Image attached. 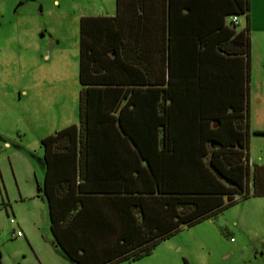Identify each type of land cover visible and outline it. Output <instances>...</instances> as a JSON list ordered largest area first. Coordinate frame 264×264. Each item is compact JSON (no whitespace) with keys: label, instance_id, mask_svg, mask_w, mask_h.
Returning <instances> with one entry per match:
<instances>
[{"label":"trees","instance_id":"trees-1","mask_svg":"<svg viewBox=\"0 0 264 264\" xmlns=\"http://www.w3.org/2000/svg\"><path fill=\"white\" fill-rule=\"evenodd\" d=\"M168 2L166 81L164 86L147 82L146 91H132L134 116L125 115L127 107L93 104L95 83L89 82L85 64L92 52L85 39L92 18L80 20L78 124L40 138V191L52 245L76 264L140 259L183 227L241 198L264 195V165L250 167L248 154L249 0ZM232 15L245 16L246 26L239 31L230 21L226 26ZM158 98L157 117L155 106L144 108L138 102ZM114 109L120 112L109 114ZM141 109L148 115H140ZM112 128L123 131L147 163V170L135 168L142 184H134L128 194L83 185L90 149L107 147L108 140L102 139ZM157 130L163 133L158 140L141 137Z\"/></svg>","mask_w":264,"mask_h":264},{"label":"rangeland","instance_id":"rangeland-1","mask_svg":"<svg viewBox=\"0 0 264 264\" xmlns=\"http://www.w3.org/2000/svg\"><path fill=\"white\" fill-rule=\"evenodd\" d=\"M99 7L113 12L115 0H0L1 264H76L52 245L40 138L78 122L79 22ZM239 19L237 31L246 26ZM249 37L251 167L264 165V0H249ZM114 264H264V195L236 200L150 254Z\"/></svg>","mask_w":264,"mask_h":264},{"label":"crops","instance_id":"crops-1","mask_svg":"<svg viewBox=\"0 0 264 264\" xmlns=\"http://www.w3.org/2000/svg\"><path fill=\"white\" fill-rule=\"evenodd\" d=\"M168 4V0H120L119 11H117V0H115L113 12L99 7L96 13L87 12L82 15V18H92L89 19L91 25L89 31L87 30L88 35L85 36L86 44L88 47L91 46L92 52H88L85 64L89 82L95 83L92 85L94 105L108 108L127 107L125 115L134 116L130 108L135 107L136 104L134 100L129 99L132 91L136 88L146 91L147 82H156L157 86H164L169 60ZM183 14L184 11H180L179 15ZM115 17H117L115 22L108 21ZM225 25L227 26L226 21ZM107 31H110L111 35H108ZM116 32L120 35H112ZM121 44L124 46H120ZM114 47L117 48V53L113 50ZM159 82L162 84L160 85ZM161 101L162 98L138 102L144 108L155 106L154 112L157 117ZM119 112V109H114L110 110L109 114L116 115ZM142 113H144L143 109L139 111L140 115ZM148 113L145 110L144 115ZM70 124L77 125L78 122H67L57 127L54 132ZM142 135L141 137L147 139L156 137L157 140L163 137V133L159 130ZM102 140H108L107 147L90 149L87 170L85 167L87 175L82 177L83 185L87 187L93 185L97 187V190L128 194L134 184H142L143 178L136 177L135 168L142 165L147 170V163L139 156L133 141L120 129L108 130L107 139ZM161 145L162 143L158 142V146ZM60 167L57 168L60 169ZM42 197L44 199V196Z\"/></svg>","mask_w":264,"mask_h":264},{"label":"built area","instance_id":"built-area-1","mask_svg":"<svg viewBox=\"0 0 264 264\" xmlns=\"http://www.w3.org/2000/svg\"><path fill=\"white\" fill-rule=\"evenodd\" d=\"M229 21L233 24V26H238V24L240 23V19L237 15L230 16ZM10 221L14 222V219L10 218ZM21 235L22 232L20 230H15V229L12 230V236L17 237Z\"/></svg>","mask_w":264,"mask_h":264}]
</instances>
